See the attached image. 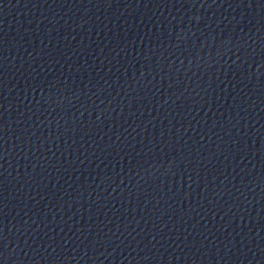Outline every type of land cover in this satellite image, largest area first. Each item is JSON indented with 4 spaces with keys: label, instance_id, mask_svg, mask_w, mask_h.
<instances>
[{
    "label": "water",
    "instance_id": "water-1",
    "mask_svg": "<svg viewBox=\"0 0 264 264\" xmlns=\"http://www.w3.org/2000/svg\"><path fill=\"white\" fill-rule=\"evenodd\" d=\"M0 264H264V0H0Z\"/></svg>",
    "mask_w": 264,
    "mask_h": 264
}]
</instances>
